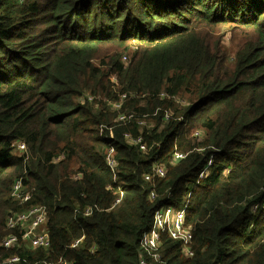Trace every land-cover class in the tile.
Here are the masks:
<instances>
[{
    "label": "trees",
    "instance_id": "1",
    "mask_svg": "<svg viewBox=\"0 0 264 264\" xmlns=\"http://www.w3.org/2000/svg\"><path fill=\"white\" fill-rule=\"evenodd\" d=\"M189 193L194 254L164 238L167 264H264V0H0V264H139L154 210ZM32 206L50 249H5Z\"/></svg>",
    "mask_w": 264,
    "mask_h": 264
},
{
    "label": "built area",
    "instance_id": "2",
    "mask_svg": "<svg viewBox=\"0 0 264 264\" xmlns=\"http://www.w3.org/2000/svg\"><path fill=\"white\" fill-rule=\"evenodd\" d=\"M124 60L126 58H123ZM91 100V99H89ZM84 99H81V102ZM167 118V115L165 116ZM134 145H138L141 152H146V146L142 144V140H132ZM19 154L25 153L26 148L23 143L14 144ZM113 151L110 150L107 155V165L114 171L116 163L110 159ZM184 156L175 154L173 159L178 161ZM211 162L209 161L203 171L200 172L199 177L208 171ZM166 171L162 167H156L153 169V175H145L144 180L146 182H152V178L157 176L158 178H164ZM10 197L18 202L20 205L26 204L31 196L28 192H25L22 179H17L11 187ZM157 194L154 190H151L148 198L150 201H154ZM186 199L185 203L183 200ZM119 203V200L116 204ZM114 204V205H116ZM190 209V193L185 195L179 204L176 205H163L154 210L152 214L151 225L141 235L139 241L140 254L139 264H167L161 253L162 240L164 238L170 239L179 244L181 253L184 257H193L192 241L193 234L190 226L185 223V215ZM91 209L88 208L85 216H88ZM5 229L8 232L2 241V246L5 249H18L20 251H36V250H48L50 249V241L47 231V213L44 207L32 206L19 212H12L6 219ZM81 239L75 241L71 248H76ZM24 261V258L20 256H13L7 260L5 264H14ZM61 264H69L65 261H60Z\"/></svg>",
    "mask_w": 264,
    "mask_h": 264
},
{
    "label": "rangeland",
    "instance_id": "3",
    "mask_svg": "<svg viewBox=\"0 0 264 264\" xmlns=\"http://www.w3.org/2000/svg\"><path fill=\"white\" fill-rule=\"evenodd\" d=\"M229 40H230V34H229V33L224 34V36L222 37V43H223V45L226 46V47H228V46L230 45ZM124 56H126V55H124ZM123 58H126V59L124 60ZM123 58H122L123 62H126V61L128 60V57H127V56H126V57H123ZM87 95H88V94H87ZM89 96H90V95H89ZM89 99H91V100H89V101L92 102V98L89 97ZM80 103H84V101L81 102V100H80ZM118 109H119V104L113 103V104L110 105V110H111L112 112H114V111H116V110H118ZM128 119H129V118H128ZM124 120H125V117H124V116H121V115L118 116L117 121H124ZM138 124H139L140 126H142V127H146L147 129H149V128L151 127V123L148 122V121H146V120H140V119H139V120H138ZM125 137H126L127 141H128L130 144H134V143L132 142V140L129 139V137H128L127 135H126ZM185 201H186V199L183 200V203H185Z\"/></svg>",
    "mask_w": 264,
    "mask_h": 264
}]
</instances>
